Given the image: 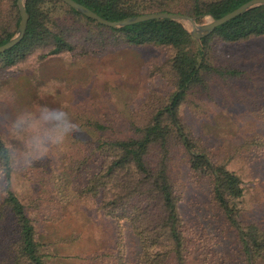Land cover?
<instances>
[{"label":"rangeland","instance_id":"1","mask_svg":"<svg viewBox=\"0 0 264 264\" xmlns=\"http://www.w3.org/2000/svg\"><path fill=\"white\" fill-rule=\"evenodd\" d=\"M176 2L181 11L190 4V0ZM64 18L67 39L74 48L71 53L39 60L43 51H36L25 62L0 71V138L5 145L7 141L23 147L22 140L8 139L10 124L21 113L38 115L46 107L64 110L70 118L61 143H49L47 154L31 165L15 164L12 190L33 222L48 264H136L139 244L129 225L105 218L98 211V200L80 196L79 190L97 168L95 158H89L91 143L129 136V123H144L155 102L172 93L168 51L122 43L101 46L95 42L97 36L85 33L89 29L69 16ZM209 21L205 17L196 22ZM213 49L215 67L236 69L241 76L227 84L212 81V94L237 95L241 103L224 107L202 102L197 115L187 106H181L179 114L206 146L220 156H233L227 168L244 186V221L264 232V158L237 151L250 136L264 139V36L235 44L216 42ZM93 123L105 130L93 131ZM52 126L49 123L46 128ZM85 158L87 162L77 169ZM172 159L182 221L198 241L197 254L211 252L215 257L207 264H244L231 232L224 238L219 234L222 223L209 206L207 185L189 177L178 152ZM1 236L0 258L7 244Z\"/></svg>","mask_w":264,"mask_h":264},{"label":"trees","instance_id":"2","mask_svg":"<svg viewBox=\"0 0 264 264\" xmlns=\"http://www.w3.org/2000/svg\"><path fill=\"white\" fill-rule=\"evenodd\" d=\"M16 1L0 0V46L18 28ZM72 1L104 20L116 22L162 12L184 14L196 20L219 19L250 0H190L188 8L182 11L176 0ZM24 8L28 16L25 35L18 45L0 55V71L25 62L36 51H43L39 60L71 53L74 48L62 24L64 16L89 29L85 33L97 36L95 42L101 46L122 43L168 51L172 93L155 102L144 123H129V136L91 143L89 158H95L97 168L87 175L79 190L80 196L98 200V211L105 218L129 225L139 244L136 264H207L215 257L211 252L197 254L198 241L191 238L182 221L181 193L171 171L175 152L181 155L189 177L207 185L209 206L222 223L219 234L224 238L227 231L231 232L239 246L237 256L241 263L264 264V232L255 223L244 221L241 207L244 186L241 178L227 168L233 156L215 153L193 135L179 114L181 106H187L197 115L202 102L224 107L241 103L242 97L237 95L212 94V81L227 84L241 76L236 69H221L212 64L213 47L216 42L235 44L263 37L264 6L217 27L200 42L181 24L170 20L147 21L113 30L85 18L59 0H26ZM90 128L95 132L105 130L98 123ZM5 147L0 138V234L7 243L0 264H48L49 256L42 251L44 245L37 240L33 222L12 190L15 169ZM239 150L264 158V139L250 136L238 146ZM86 162L87 158L79 162L77 169ZM217 239L218 236L213 238L214 247Z\"/></svg>","mask_w":264,"mask_h":264},{"label":"clouds","instance_id":"3","mask_svg":"<svg viewBox=\"0 0 264 264\" xmlns=\"http://www.w3.org/2000/svg\"><path fill=\"white\" fill-rule=\"evenodd\" d=\"M49 123L53 125L52 128H46ZM67 126H70V118L64 110L45 107L38 115L29 112L17 115L9 126L8 139L22 140L23 147L17 148L6 141L4 151L8 153L10 165L15 166L17 162L31 165L34 161L43 158L48 152L49 143L57 144L63 141L62 132Z\"/></svg>","mask_w":264,"mask_h":264},{"label":"water","instance_id":"4","mask_svg":"<svg viewBox=\"0 0 264 264\" xmlns=\"http://www.w3.org/2000/svg\"><path fill=\"white\" fill-rule=\"evenodd\" d=\"M59 1L62 2L67 7L75 10L77 13L84 16L85 18L90 19L101 26H104L106 28L113 29V30L122 29L127 26H131V25H135V24L147 22V21H154V20L156 21L170 20V21L177 22L181 25L185 23L188 25L189 30L185 29L183 25L182 27L197 42H200L202 39L211 35L217 27L228 23L234 18L254 8L264 6V0H250L219 19H212L211 17H209L210 21L205 24H197L196 22L197 20L193 17H189V16H185L181 14H175V13H167V12L144 14V15H140L136 17L126 18L124 20H120L116 22H109L107 20L100 18L95 13L75 3L72 0H59ZM25 2L26 0L16 1V5H17L19 15H20V22H19L18 28L15 34L13 35V37L7 43L0 46V55L3 54L4 52L11 50L16 45H18L25 35L26 26L28 22V16L24 8Z\"/></svg>","mask_w":264,"mask_h":264}]
</instances>
